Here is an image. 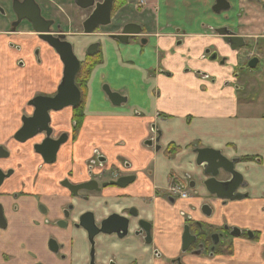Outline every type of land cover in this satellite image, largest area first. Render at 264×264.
Listing matches in <instances>:
<instances>
[{
	"label": "crops",
	"instance_id": "0c3cea01",
	"mask_svg": "<svg viewBox=\"0 0 264 264\" xmlns=\"http://www.w3.org/2000/svg\"><path fill=\"white\" fill-rule=\"evenodd\" d=\"M206 5H209L206 0H158L157 7H146L140 15L131 10L130 5L125 6L115 19L121 23L137 20L144 24L146 44L122 45L106 35L96 41L100 44V62L90 71L85 84L79 138L75 145L63 150L57 169L65 172L67 163L75 161L82 170L95 152L102 156L105 169L113 172L118 171L121 161L127 160L140 183L126 191L105 190L97 204L107 202L104 211L108 214L114 211L117 203L114 198L128 194L130 198L123 203L143 210L141 215L151 224L152 234L149 247H144L139 240H132L131 248L126 243L106 240L105 247L96 249L105 259L125 255L132 260L143 257L141 264H170V260L180 257L181 213L192 215L196 221L205 219L199 213L198 200L172 207L165 198L167 185L170 174L198 175L192 149L205 148L218 151L229 160L238 159L243 163L248 160L246 164H239L237 171L243 173L246 182L241 193L250 195L247 200L225 206L217 207L218 204L212 202L216 214L209 224L220 226L225 222L231 227L260 232V236L258 244L245 239L233 240L231 254L216 255L212 259L187 256L181 258V263L264 264V72L251 85L254 77L233 76L235 63L219 67L217 63L206 61L204 52L215 38L209 30ZM0 42V146L11 152V159L0 162V168L15 171L1 192L31 196H19L17 200L7 198L4 202L11 228L0 232L5 246L0 245V264H68L59 263L47 250L53 228L46 221L56 218L66 204L65 199H59L56 208L51 210L47 201V196L56 193L51 187L61 174L52 172L49 167L38 170L41 164L31 156L29 149L18 154L16 147L9 143L20 125V116L28 111L29 91L51 90L58 80V65L44 58L40 66L31 65L26 71H18L15 63L22 53L10 51L8 41ZM82 42L77 46L79 51L94 41L83 39ZM17 44L25 51L35 46L23 39ZM261 61L264 65V57ZM44 80L46 83L41 82ZM104 87L119 94L125 103L112 106ZM68 117V112L61 116L67 125ZM157 131L162 134L159 151L144 145ZM170 146L177 151L168 157L165 153ZM147 170L153 172V182H143V173ZM155 188L161 189L163 197L160 199L154 196ZM32 194L42 199L36 200ZM39 204L50 210V216L39 212ZM13 205L15 214H11ZM22 229L30 230L32 236L29 233V238L15 239V233ZM78 238L73 253L82 264L87 246L82 236ZM57 241L63 245L62 254L69 257L71 249L66 238L63 236ZM16 244L21 247L15 248ZM6 247L15 249V254H10L15 258L13 262L5 263L2 255ZM155 250L158 256H154Z\"/></svg>",
	"mask_w": 264,
	"mask_h": 264
},
{
	"label": "flooded vegetation",
	"instance_id": "af4514ba",
	"mask_svg": "<svg viewBox=\"0 0 264 264\" xmlns=\"http://www.w3.org/2000/svg\"><path fill=\"white\" fill-rule=\"evenodd\" d=\"M16 1L19 3H23L25 0ZM33 1L38 7L40 18L45 22L52 23L48 27L49 36L55 39H58V37L60 36L63 37L61 41L67 42L71 45L72 52L79 62V70L76 74L74 81L75 86L79 91L80 95L78 105L75 108L69 107L64 108L58 112H49L50 121L47 126L48 135H46V132H43L33 136L32 138L26 140L23 143L15 141V134L22 128V118L32 117L34 108L31 107L29 103L36 98H54L57 94V89L62 80L63 66L54 50H52L45 42L38 38V34H36L32 30L31 25L26 20H18L17 15L13 12L14 0L2 1V4H0V20H3L5 22V25L0 29V41H3V43L4 41H8V43L6 44L9 50L14 52L15 54L22 53V57L17 59L15 63V67L17 68V70L26 71L29 67H31V65H33L34 67H38L40 66L44 58H47V61L49 62L54 60L58 65V80L55 85L52 86L51 90L42 91L39 89L40 91H29L31 94V98L27 102L28 111L27 113L22 114L20 116V125L18 129L11 135L9 142L16 147L18 154L23 150L29 149V153L31 154V156L35 160H38L41 164L38 170H40L42 167H49L52 168V172L61 174L58 179L56 178V181L54 180L55 182L53 183V185L51 184L52 191L54 190L56 193L47 196V201L49 202V204H51V210L53 208H56L59 199H65L66 204L62 208H60L56 218L51 221L49 220L50 222L46 221V224L50 225V227L53 228V230L51 229L52 234L47 240V250L52 256L57 258L59 263L68 262V264H81L79 258H76L77 256H75L73 251H75L77 241L79 240L78 237L82 236L87 246V254L85 259L82 260V264H141L143 257L138 258L136 260H132L128 256L124 255L119 259L116 256L105 259L103 258V256L98 255L96 253V249L100 246L105 247L106 240L109 239H112L115 242L121 244L126 243L130 248L132 247V240H139L144 247L151 246V224L144 219L143 215H141L142 209L140 210V208H138L136 205L129 207L126 206L125 203H123V201L128 200L130 198L128 194H122L115 197L114 200L117 203L115 205L114 211L108 214L104 211V209H106L107 207V202L97 204L98 198L102 196L105 190L116 189L126 191L129 190L131 187L136 186V184L140 183V178L136 175V173L131 172L132 167L130 166L129 162L127 160L121 161L119 164V168H117L118 171L113 172L112 170L105 169V162H103L102 156L99 153L95 152L92 155L91 159L85 164H83L82 170H80L76 162L73 161L71 164L67 163L68 169L65 172L60 173V171L57 169V164L61 154H63V150H66V148L75 145L79 138V133L83 120V117L80 118L79 115L81 112L83 116L82 111L85 98L84 88L86 84H83L80 79L84 64L88 59L91 58H97V60H99L100 62V57L98 53L100 49V44L98 42H93L89 44L90 46L97 44V49L93 55H88L87 50L90 47L89 45V47L87 46L82 51L78 50L77 46L81 43L80 41H83L81 37L94 36L102 29L113 30V28H116V32L113 31L106 35L110 39V37L112 36H119L125 26L134 25L138 27L136 29H139L140 33L139 35H133L129 37L128 44L135 42L140 45H145L147 40L143 37V34L147 30V28L144 24L137 20H129L121 23L120 21H117L115 19V16L120 9L129 5L131 10H134L137 15H140L146 7H152V5L157 7L158 0H115L111 10L110 25L105 28H97L92 35L83 34L82 24L90 16L94 8H90L88 10H81L75 6L76 0ZM102 1L103 0H94V4L102 3ZM207 1L209 5H206L205 12L207 11V14H209L210 16L208 18V21H210L209 23L211 25V28L209 30L215 38L213 37L214 39L211 40L213 41V43L209 48L205 50L203 57L206 59L207 62L217 63L219 67H224L226 64L231 65V62H233L237 65V68L232 72L233 76H245L244 74H240L239 72L244 71L245 69L255 70L262 58L264 57V0H224L226 5L222 4V0H206V2ZM119 4H122L120 8H118ZM65 5H68V7L72 6L75 10L74 13L70 15L66 14L65 11L67 9H63V6ZM216 11L219 12L217 13ZM56 12L59 13L58 17L63 18V21H60L59 18H55L53 14H56ZM177 30L180 31V29L178 28ZM22 39L25 41L33 42L35 46L33 48L31 47V51H25L22 46L17 44V41ZM231 39H239V41H233ZM179 43L180 42H178V44ZM0 44H2V42H0ZM6 57L8 56L6 55ZM252 60H256V65L254 68L249 67V63ZM204 76L206 78L208 77L207 74H204ZM245 77H248V79L251 78L250 76ZM46 80L48 81V79ZM41 82H45V80ZM65 112H68L69 114L68 118L70 120L68 122V125L66 124L65 119L61 118L62 114ZM161 135L162 134L159 131H157L156 133L154 132V136L146 140L144 142V145L159 151ZM46 140L48 141V143L64 140V143L60 145L54 157V162L51 164L44 163L42 158L34 151L35 146L42 144ZM0 147L8 153V156L6 158H0V162L4 163L9 161L11 159V152H9L3 145ZM174 149L177 148L173 146L168 147L165 153L166 156H173L177 151L176 150L174 153H171V151ZM192 150L195 151L198 149L194 148ZM168 152H170L169 155ZM234 160H236L234 164V170L238 174H240L243 179L241 187H239L237 193L243 195L244 198L238 201H221L206 192V190L202 187V182H204L207 178L204 176L202 169L196 166V163L194 164V166L196 169L199 170L198 175H194L191 173H183L182 175L176 173L170 174L169 183L167 185V193L165 194V198L169 202V204L175 208L178 207L181 202L183 203L185 201L194 199L198 200L200 201L199 213L207 222L206 223L205 221H196L194 220L192 215H185L184 213H181V216L183 218V226L181 228V239L184 233V229L186 228L190 236L194 237V242L187 249L186 253H182L181 242V255L180 257L170 260V264H182L181 258H185L187 256L204 257L205 255H207L209 259H212L216 256V249L219 245H221V243L229 244L230 249L228 253L231 254L233 240H258L260 232L257 231L241 229L238 227H231L225 222L222 223L220 226H213L209 224V221H211L214 215L216 214V207H214V205L218 204L217 207H219V205L225 206L227 203L241 202L247 200L250 196L248 193H241V190H243L246 186V182L243 178V173L237 171L239 164H246L248 160H244V163L241 162L242 160ZM0 171L4 174V176L9 174L8 177L3 179V182L0 186V206L2 208V213L6 224V227L4 229H0V232L5 233L11 228V222L6 217L7 213L5 212L4 207L5 200L7 198L9 200H17L20 198L19 196L24 198H31V196L27 193H12L11 195L7 193H2V188L4 187L6 182H8L9 180H11V178L14 177L15 171L11 168L6 170L0 168ZM152 173L153 172L151 170L145 171L143 173V182H153L154 179L152 177ZM36 178L37 176L35 177V179ZM122 178H131L132 182L125 185L127 183L126 180L123 183V187L107 186L105 188H102V185L111 182H117ZM229 179L230 177L223 173H220L218 176V180L222 182H226ZM91 181L97 184L95 189L91 191H86L80 188L81 185ZM22 183L24 182L22 181ZM159 190L161 189L155 188L154 196L160 199L163 196L162 193L159 192ZM32 197L36 200L42 199L41 196L38 194H32ZM212 202H215L213 206ZM204 206H208L211 210V215L209 217H206L201 213V208ZM11 207V214H15L16 206L13 205ZM38 210L42 215L45 216H50L51 214L50 210L41 204L38 205ZM190 210L191 212L195 211L194 207H191ZM87 213L93 216V220L96 226L102 221L109 218L110 216L115 215L122 219L128 220L130 223L128 233L121 239H118L116 235L98 236L93 240V244L91 245V243L86 240L84 232L82 233L80 228L76 229V226H78L79 218ZM139 223H144L149 226V237H146L142 230L140 231L139 229H137ZM206 228H210L211 230H213L214 234H212L211 237L213 235H218L219 243L217 246H212L211 237L210 241H208V238L204 236ZM40 230L41 229H39V231ZM29 231L22 229L20 230V232L15 233L14 238H29L30 236H28V234L30 233L31 235V232ZM135 233H138L139 235H135ZM247 235H249L250 238H247ZM63 236L66 238L71 249L69 257L68 255L62 254L63 245H60L57 241ZM243 236H245L246 238H244ZM2 243L3 242L1 239L0 245L4 246V244ZM14 247L19 248L21 246H17L16 244ZM6 248L5 251L3 250L4 254L2 255L4 257L5 263L13 262L15 258L13 255L10 254H15V249L13 247ZM51 249H56V253H53ZM158 255V252L155 250L154 256Z\"/></svg>",
	"mask_w": 264,
	"mask_h": 264
},
{
	"label": "water",
	"instance_id": "95a60500",
	"mask_svg": "<svg viewBox=\"0 0 264 264\" xmlns=\"http://www.w3.org/2000/svg\"><path fill=\"white\" fill-rule=\"evenodd\" d=\"M115 0H103L102 3L94 4V0H76L75 6L81 10H88L94 8L90 16L83 22V34L92 35L97 28H105L110 25L111 10ZM222 4H225L222 0ZM226 5V4H225ZM225 9V8H221ZM13 12L17 15L18 20H26L32 30L38 34V38L45 42L54 52L57 54L62 66V80L57 89V94L54 98H36L32 100L29 105L34 108L32 117L22 118V128L15 134L14 140L23 143L33 136L46 132L48 135L47 126L49 124V112H58L64 108H75L78 105L80 95L75 86V77L79 70V62L72 52V47L69 43L61 41L63 37L58 39L49 36L48 27L51 22H45L39 16V10L33 0H25L23 3H19L14 0ZM217 13L219 11H216ZM137 26L127 25L123 28L122 33L119 36H112L110 39L117 40L122 45L128 44V38L133 35H139L140 30L136 29ZM233 41H239V39H231ZM97 49V44L90 46L87 50L88 55H93ZM256 60H252L249 63L250 68H254ZM105 95L112 106L119 107L125 103V99L119 94L112 93L107 87L103 88ZM64 143V140L51 142L44 141L42 144L35 146L34 151L38 154L44 163L51 164L54 162V157L60 147ZM149 144V143H147ZM196 154V166L200 167L204 176L207 178L202 182V187L211 196L218 200L238 201L244 198L243 195L237 193L239 187L242 184V176L234 170V164L236 160H227L220 152L213 151L211 149H198L193 151ZM8 153L0 147V158H6ZM220 173H223L230 177L226 182L218 180ZM9 175V174H8ZM0 171V186L3 179L8 177ZM127 180V184L132 182L131 178H122L117 182H111L102 185V188L107 186L123 187L124 181ZM96 183L91 181L80 186L81 189L91 191L96 188ZM201 213L209 217L211 210L208 206L201 208ZM6 227L5 220L0 206V229ZM84 232L86 240L93 244V240L98 236H113L116 235L118 239L123 238L128 233L130 223L128 220L122 219L118 216H110L106 220L102 221L97 226L94 223L93 216L91 214H84L79 218L78 226L76 229ZM137 229L142 230L146 237H149V226L139 223ZM140 233V232H139ZM135 235H139L135 233ZM142 235V233H141ZM182 253H186L187 249L193 244L194 237L190 236L187 229H184L182 235ZM219 243L218 235L211 237V244L213 247ZM56 247V246H55ZM53 253H56V249H51Z\"/></svg>",
	"mask_w": 264,
	"mask_h": 264
},
{
	"label": "rangeland",
	"instance_id": "374dc122",
	"mask_svg": "<svg viewBox=\"0 0 264 264\" xmlns=\"http://www.w3.org/2000/svg\"><path fill=\"white\" fill-rule=\"evenodd\" d=\"M2 1L3 0H0V4H2ZM53 1H56V0H53ZM63 9L64 10L65 9L68 10V11L67 10L65 11L66 14H68V15L73 14L74 11H75L72 6L71 7H68V5L63 6ZM76 14H78V13H76ZM53 15L55 16V18H59L60 21H63V18L62 17L61 18L58 17L59 16V13L58 12H56V14H53ZM4 25H5V22L3 20H0V29L2 27H4ZM115 30H116V28H113V30L112 29H102L97 34H95L94 36H83V37H81V39H86V41L92 40V41L96 42L99 39L100 36L107 35V34H109L110 32H113V31L116 32ZM80 42L83 43L82 41H80ZM263 72H264V65L262 64V61H260L259 65L257 66V68L255 70H249V69L247 70V69H245L244 71H240L239 73L240 74H244L245 76L254 77L253 78L254 80L250 82V84L253 85L255 83V78L261 77L262 74H263ZM212 234H214L213 233V230H211L210 228H206L205 229L204 236L208 238V241H210V237H211ZM243 237L246 238L245 236H243ZM247 238H250V236L247 235ZM257 242L258 241L256 239L252 241L253 244H258ZM229 249H230L229 248V244H227V243H221V245H219L217 247L215 253H216V255H222V254L227 255V254H229L228 253ZM204 258H208V256L205 255Z\"/></svg>",
	"mask_w": 264,
	"mask_h": 264
},
{
	"label": "trees",
	"instance_id": "16d2710c",
	"mask_svg": "<svg viewBox=\"0 0 264 264\" xmlns=\"http://www.w3.org/2000/svg\"><path fill=\"white\" fill-rule=\"evenodd\" d=\"M121 6H122V4H119V5H118V8H120ZM98 63H99V60H97V58H96V59L91 58V59H88V60L85 62V64H84V68H83L82 73H81V76H80L81 82H82L83 84L86 83L90 71H91V70L94 68V66H96ZM79 116H80V118L83 117L82 114H81V112H80V115H79ZM176 150H177V149L172 150L171 153H174ZM169 154H170V152H168V155H169Z\"/></svg>",
	"mask_w": 264,
	"mask_h": 264
},
{
	"label": "built area",
	"instance_id": "2783aa9c",
	"mask_svg": "<svg viewBox=\"0 0 264 264\" xmlns=\"http://www.w3.org/2000/svg\"><path fill=\"white\" fill-rule=\"evenodd\" d=\"M182 197H183V195H182Z\"/></svg>",
	"mask_w": 264,
	"mask_h": 264
}]
</instances>
